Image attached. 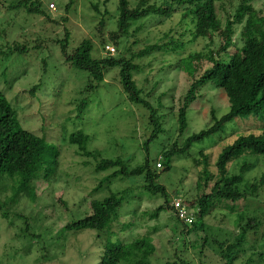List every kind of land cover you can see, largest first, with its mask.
I'll use <instances>...</instances> for the list:
<instances>
[{
	"label": "rangeland",
	"instance_id": "1",
	"mask_svg": "<svg viewBox=\"0 0 264 264\" xmlns=\"http://www.w3.org/2000/svg\"><path fill=\"white\" fill-rule=\"evenodd\" d=\"M38 1L45 14L27 12L22 0H0V90L15 109L23 128L44 133L48 142L59 147L58 170L48 179L36 180L34 195L17 196L16 184L7 175L0 176V264H98L107 245L128 242L144 234L153 238L156 248L150 256L152 264L166 261L221 264L219 249L214 243L234 239L237 223L249 218L258 222L259 229L248 232V241L244 245L247 251L233 264H243L246 258L253 259L254 264H264V253L258 254L260 249L264 251L261 246L264 242L261 235L264 230V186L255 195L234 202L221 200V209L216 207V210L195 218L196 224H203L201 230L185 234L172 209L163 208L153 218L145 214L163 204V197L143 189L141 176L117 175L95 192L99 180L113 169L96 173L92 163H85L87 160L94 162V157H84L75 145L66 141L70 131L84 128L90 135L87 147L99 152V158L119 157L129 167L141 165L147 156L154 158L176 138L175 110L189 81L211 66L208 57L210 50L218 46L219 37L213 36L212 43L205 37L186 45L182 56L193 51L203 54L201 59L193 58L195 73L188 72L183 63H180L181 67L176 64V52L141 53L170 28L178 27L179 13L162 22H158L155 15L147 17L144 26L135 34L138 38L120 39L115 45L109 39L104 40L115 48L114 58L137 65L132 71V79L161 122V132L152 136L149 110L128 100L119 66L105 68L103 79L97 81L89 72L67 63L57 41L69 32V48L88 38L93 43L92 57L107 55L99 37L101 14L95 12L91 4H99L101 12L104 8L113 9L101 32L108 37V31L116 29L117 0H108L106 4H103L104 0H74L68 11L65 10L68 0ZM237 1L233 0V4ZM51 2L55 5L53 10L49 7ZM251 3L264 18V0H252ZM226 5L229 8L231 3L226 1ZM235 27L233 40L239 43L241 24ZM172 34L176 35L177 31ZM13 42L26 45L27 50L10 52ZM37 42L41 46L33 47ZM36 84L38 89L31 92V87ZM210 86L206 83L198 89L178 141H184L188 135L211 124V107L218 117L228 110L229 103L223 90ZM80 101L86 102L82 115H78ZM260 125L255 117L236 118L225 124L221 131L193 143L186 153H174L170 157V169L159 176L169 197L198 193L193 174L197 168L194 160L201 151L210 155V165H213L224 147L240 134L249 133ZM263 161L264 155L243 153L228 164V173H238L244 162L251 164L239 185L243 188L254 175L260 174ZM125 189L128 191L119 216L109 229L71 231L64 228L65 224L90 213L92 198L101 199L110 191ZM118 264L132 263L121 261Z\"/></svg>",
	"mask_w": 264,
	"mask_h": 264
},
{
	"label": "trees",
	"instance_id": "2",
	"mask_svg": "<svg viewBox=\"0 0 264 264\" xmlns=\"http://www.w3.org/2000/svg\"><path fill=\"white\" fill-rule=\"evenodd\" d=\"M107 1L104 0L103 4H106ZM226 1L231 3L229 8ZM251 1L238 0L233 4V0H117V15L114 18L116 29L109 30L108 37H105L101 32L105 21L108 20L110 10L113 9L104 8V11L101 12L99 4H91V8L101 14L98 30L100 31V42L103 45L102 49L107 43L104 41L105 39H109L115 45L120 39L138 38L135 34L144 26L145 19L151 15H155L158 22H162L171 18L174 13H179L178 27L170 28L156 42L141 50V53L144 55L154 51L172 54L176 52L178 55L176 64L180 66L183 63L184 68H188L187 71H194L193 58L201 59L203 54L193 51L185 57L182 56L186 45L205 37H209L210 43H212L214 42L213 36L219 37L216 42V44L219 43L218 46L210 50V57H208L211 66L189 81L180 105L175 110L174 119L178 125L177 131L174 133L176 138L171 140L168 146H164L154 158L150 159L147 156L141 165L129 167L119 157L99 158V152L89 150L87 145L90 135L84 128L74 129L67 134L66 141L75 145L81 155L94 157L95 163L89 160L85 163H92L96 173L113 169L111 173L99 180L94 188L95 192L100 190L105 182L117 175L141 176L143 189L163 197V204L153 212H145V214L148 213L149 218H153L163 208L172 209L176 219L183 225L182 231L189 234L202 229L203 224H196L195 218L208 214L216 207L221 209L223 205L221 200L234 202L242 197L255 195L258 189L264 186V161L260 174L254 175L251 178L252 181L245 183L243 188H240L239 185L245 171L251 168V164L242 163L238 173L231 175L227 168L233 159L243 153L264 155V18L253 7ZM73 2L74 0H68L65 4L66 11L70 9ZM21 3L29 13L45 14L38 0H22ZM238 24H241L239 37L241 42L235 43L233 35L235 26ZM176 31L177 34L173 35L172 33ZM66 34L64 39L57 40L64 54V60L73 67L89 72L97 81L103 79L105 68L118 65L122 87L128 100L147 107L149 122L153 126L152 136L161 132L160 118L157 117L150 102L141 96V90L132 79V71L137 68V65L123 58H114L110 54L100 58L92 57L93 43L88 38L81 40L77 46L69 48L70 34L69 32ZM40 46L41 43L37 42L33 47ZM26 50L27 46L23 44L13 42V45L10 46V52H25ZM43 62L46 66L45 60H42ZM206 83L223 90L229 103L228 110L218 117L214 108L211 107L209 111L211 124L188 135L184 141L180 139L182 142L179 143L178 139L187 124V111L196 100L198 89ZM38 86L37 84L32 86L30 91L35 92ZM85 104L84 101H80L78 104V115L83 114ZM248 117L257 118L261 125L249 133L237 136L232 143L222 149L213 165H210V155L203 151L194 160L197 168L195 169L196 175H193L199 189L198 193L195 195L191 192L186 197L183 195L181 198L176 196L170 198L165 186L159 182L160 173L171 167L170 157L174 153H186L193 143L221 131L225 124L234 119ZM66 121H71V119H66ZM59 150L57 145L46 140L44 133L39 134L21 126L15 109L0 90V176L7 175L16 184L17 196L34 195L36 180L48 179L57 172ZM158 162L160 166L157 167ZM213 166L214 169H211ZM127 191L126 189L119 192L110 191L101 199L92 198L90 213L65 224L64 228L71 231L109 229L119 216V209L126 198ZM175 198L181 199L178 207L173 203ZM227 207L228 205H226ZM180 212H183L185 217H189L190 221L181 217ZM236 226L237 234L234 239H221L214 243L219 249L221 264H233L241 259V256L247 251L244 245L248 241V232L259 229L258 222L253 218L237 223ZM260 230L262 231V229ZM261 235L264 236V230ZM261 246L264 247V242L261 243ZM155 250L153 238L149 234H144L128 242L117 241L107 245L98 264H118L121 261H131L132 264H152L150 256L152 257ZM259 251L258 254L263 255L264 251L262 249ZM164 264L190 263L187 261H166ZM243 264H254V260L246 258Z\"/></svg>",
	"mask_w": 264,
	"mask_h": 264
},
{
	"label": "built area",
	"instance_id": "3",
	"mask_svg": "<svg viewBox=\"0 0 264 264\" xmlns=\"http://www.w3.org/2000/svg\"><path fill=\"white\" fill-rule=\"evenodd\" d=\"M49 7L52 8V10L55 9V5H54L52 2L49 4ZM104 52H106V54H114V52H115V48H114L113 46H110V45L106 44V45L104 46ZM157 166H160V163H159V162L157 163ZM180 201H181L180 198H175L173 203H174V205H175L176 207H178ZM179 215H180L181 217H185L183 212H180ZM185 218H187V220L190 221V218H189V217H185Z\"/></svg>",
	"mask_w": 264,
	"mask_h": 264
},
{
	"label": "clouds",
	"instance_id": "4",
	"mask_svg": "<svg viewBox=\"0 0 264 264\" xmlns=\"http://www.w3.org/2000/svg\"><path fill=\"white\" fill-rule=\"evenodd\" d=\"M105 45H106V44H105ZM105 45H104V46H105ZM110 55H112V54H110Z\"/></svg>",
	"mask_w": 264,
	"mask_h": 264
}]
</instances>
